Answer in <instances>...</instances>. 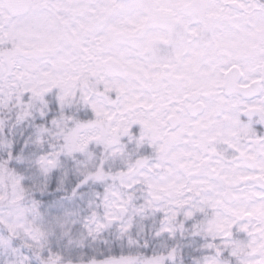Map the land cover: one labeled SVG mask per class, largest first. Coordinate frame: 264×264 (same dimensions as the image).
Returning a JSON list of instances; mask_svg holds the SVG:
<instances>
[{
  "label": "snow or ice",
  "instance_id": "snow-or-ice-1",
  "mask_svg": "<svg viewBox=\"0 0 264 264\" xmlns=\"http://www.w3.org/2000/svg\"><path fill=\"white\" fill-rule=\"evenodd\" d=\"M0 264H264V0H0Z\"/></svg>",
  "mask_w": 264,
  "mask_h": 264
}]
</instances>
